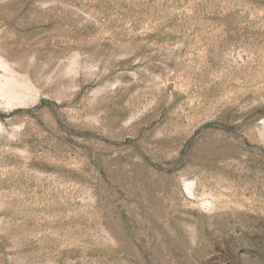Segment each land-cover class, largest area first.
<instances>
[{"label": "rangeland", "instance_id": "1", "mask_svg": "<svg viewBox=\"0 0 264 264\" xmlns=\"http://www.w3.org/2000/svg\"><path fill=\"white\" fill-rule=\"evenodd\" d=\"M0 59V264H264V0H0Z\"/></svg>", "mask_w": 264, "mask_h": 264}, {"label": "bare ground", "instance_id": "2", "mask_svg": "<svg viewBox=\"0 0 264 264\" xmlns=\"http://www.w3.org/2000/svg\"><path fill=\"white\" fill-rule=\"evenodd\" d=\"M0 67L3 68V70L7 71L9 70V67L6 64V61L4 59H0ZM4 71V79L1 78L2 74L0 73V98L6 103V104H17L20 103L19 99V91H17L16 87L14 86L13 82L10 81L9 78H7L8 76L5 75ZM9 72V71H7ZM11 74V72H9ZM12 75V74H11ZM13 77V76H12ZM3 79V80H2ZM16 80V79H15ZM20 82V81H19ZM23 82V81H21ZM16 83V81H15ZM19 84V83H18ZM28 86V85H27ZM26 86V87H27ZM23 88V87H22ZM25 88V87H24ZM28 89V87L26 88ZM23 93V91H22ZM24 100V99H23ZM25 101V100H24ZM22 104V103H20ZM8 106V105H7ZM11 106V105H10Z\"/></svg>", "mask_w": 264, "mask_h": 264}]
</instances>
